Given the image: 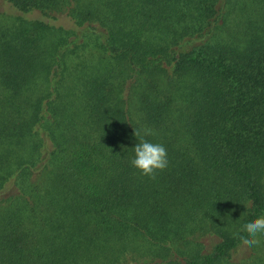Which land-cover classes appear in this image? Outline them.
I'll return each mask as SVG.
<instances>
[{
  "label": "trees",
  "instance_id": "trees-1",
  "mask_svg": "<svg viewBox=\"0 0 264 264\" xmlns=\"http://www.w3.org/2000/svg\"><path fill=\"white\" fill-rule=\"evenodd\" d=\"M260 215L264 0H0V264H264Z\"/></svg>",
  "mask_w": 264,
  "mask_h": 264
},
{
  "label": "clouds",
  "instance_id": "clouds-1",
  "mask_svg": "<svg viewBox=\"0 0 264 264\" xmlns=\"http://www.w3.org/2000/svg\"><path fill=\"white\" fill-rule=\"evenodd\" d=\"M151 135L148 129L144 130L143 135L135 132L138 142L133 147L134 155L131 160V165L146 176H153L158 171H163L169 164L167 149L161 143L148 139ZM244 228L247 230L245 238L253 244L257 243L254 237L264 234V215L248 218L244 222Z\"/></svg>",
  "mask_w": 264,
  "mask_h": 264
}]
</instances>
